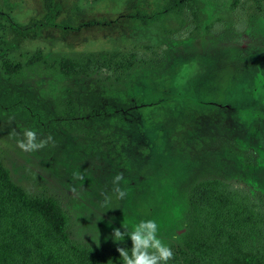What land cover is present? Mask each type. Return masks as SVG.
I'll list each match as a JSON object with an SVG mask.
<instances>
[{
    "label": "rangeland",
    "instance_id": "1",
    "mask_svg": "<svg viewBox=\"0 0 264 264\" xmlns=\"http://www.w3.org/2000/svg\"><path fill=\"white\" fill-rule=\"evenodd\" d=\"M54 1L55 27L20 33L0 16V164L30 196L59 201L73 242L118 253L131 240L114 242V228L153 219L181 247L189 190L206 179L264 206V93L254 91L264 90V0H194L195 15L164 12L147 26L131 14L165 0ZM0 13L24 26L44 16V0H0ZM133 51L147 60L83 68ZM62 59L82 68L63 74ZM4 61L22 68L7 75ZM25 130L43 146L19 148Z\"/></svg>",
    "mask_w": 264,
    "mask_h": 264
},
{
    "label": "trees",
    "instance_id": "2",
    "mask_svg": "<svg viewBox=\"0 0 264 264\" xmlns=\"http://www.w3.org/2000/svg\"><path fill=\"white\" fill-rule=\"evenodd\" d=\"M250 1L258 5L261 0ZM193 2L165 0L163 10L135 11L131 17L147 26L164 12L187 8L195 15ZM44 7L42 18L24 26L16 24L6 14L0 13V16L20 33L55 27L59 5L54 0H44ZM40 60L41 54L36 52L27 65ZM109 60L87 59L83 68L129 69L138 62H145L147 54L130 52L113 66ZM58 65L63 74H70L82 64L62 59ZM2 66L7 75L22 68V64L8 61ZM254 91L264 93V90ZM188 205L191 214L186 240L181 247L172 249L169 264H264V206L244 188L215 178L199 181L189 190ZM68 224L69 217L58 200L30 196L11 180L9 171L0 164V264H120L119 253L73 242Z\"/></svg>",
    "mask_w": 264,
    "mask_h": 264
},
{
    "label": "clouds",
    "instance_id": "3",
    "mask_svg": "<svg viewBox=\"0 0 264 264\" xmlns=\"http://www.w3.org/2000/svg\"><path fill=\"white\" fill-rule=\"evenodd\" d=\"M24 140L18 141V147L24 151L35 150L43 146V141L36 143V134L32 130H25ZM122 179L120 174L113 177V184H117ZM116 198L122 199L125 192L118 186L115 189ZM124 231L120 228L112 230V240L114 242L123 241L125 236L131 240V247H119L117 251L120 257V264H169L173 258V251L158 235L159 227L156 220L142 219L131 225L129 231L122 224Z\"/></svg>",
    "mask_w": 264,
    "mask_h": 264
}]
</instances>
